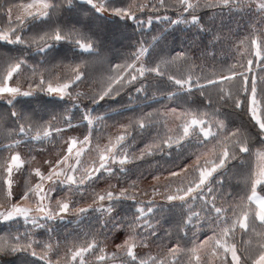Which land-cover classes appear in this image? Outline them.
Masks as SVG:
<instances>
[{"label": "snow or ice", "instance_id": "6c2138e0", "mask_svg": "<svg viewBox=\"0 0 264 264\" xmlns=\"http://www.w3.org/2000/svg\"><path fill=\"white\" fill-rule=\"evenodd\" d=\"M0 264H264V0H0Z\"/></svg>", "mask_w": 264, "mask_h": 264}]
</instances>
